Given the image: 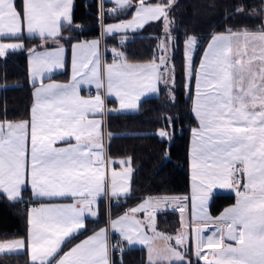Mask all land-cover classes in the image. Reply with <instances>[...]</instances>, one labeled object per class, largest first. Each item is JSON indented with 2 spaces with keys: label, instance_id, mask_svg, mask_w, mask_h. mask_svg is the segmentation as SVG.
<instances>
[{
  "label": "snow or ice",
  "instance_id": "1",
  "mask_svg": "<svg viewBox=\"0 0 264 264\" xmlns=\"http://www.w3.org/2000/svg\"><path fill=\"white\" fill-rule=\"evenodd\" d=\"M116 4L127 9L132 7V0H116ZM174 4L175 0H170L150 6L141 0L133 21L109 26L106 31L118 32L133 23L143 27L145 20L167 19ZM72 5L73 0H20L19 4L17 0H0V38L19 39L26 29L29 35L44 41L41 47L50 40L58 43L61 29L72 25ZM245 7L236 8L234 14H242ZM250 15L253 19L264 15V0ZM171 24L169 20L165 27ZM185 44L186 49L195 46V37H188ZM22 47L21 43H0V57ZM164 47L166 50L168 45ZM72 50L71 83L41 84L34 93L29 121H0V197L22 201L23 191L30 184L34 197H70L73 202L30 209L27 235L0 242V254L24 250L30 264H115L111 254L113 249L121 248L122 241L133 244L147 239L140 237L142 222L134 216L147 211L145 206L150 201L130 209L131 215L125 213L110 221L111 229L121 237L115 244L107 229L102 228L63 251L74 234L86 227V209L89 215H97L93 212L97 197L129 193L128 187L118 183L116 172L109 182L101 170L102 124L89 119V114L102 113L104 100L100 95L84 99L79 88L85 83L102 88L106 77L108 94L119 98L121 109H132L141 94L156 92L159 81L167 83L169 58L161 56L160 64L120 63L123 54L116 52L117 62L104 67L98 41L73 44ZM63 51L62 46L52 52L30 49L33 78L43 71L64 67ZM186 61L189 94L195 78L192 112L198 121L191 130L193 199L199 201V222L205 228L209 223L215 226L211 235L195 243L192 257L196 264L200 260L205 264H264V22L256 29L227 28L212 35L195 72L191 56L186 55ZM158 135L163 139L168 133L161 130ZM58 142L67 146L57 147ZM130 173L129 164L121 175ZM216 188L233 189L237 199L219 217L212 218L206 208ZM178 207L184 211L179 203ZM157 238L164 237L157 234ZM177 244H184L182 236ZM149 247L156 257L150 258L149 264H193L188 249L179 251L167 245L161 252ZM205 248L213 250V259H207L202 251Z\"/></svg>",
  "mask_w": 264,
  "mask_h": 264
},
{
  "label": "trees",
  "instance_id": "2",
  "mask_svg": "<svg viewBox=\"0 0 264 264\" xmlns=\"http://www.w3.org/2000/svg\"><path fill=\"white\" fill-rule=\"evenodd\" d=\"M132 7L117 11H105L104 19H117L131 14ZM170 2V0H150ZM245 7L236 15V8ZM261 0H175L169 11L172 34V65L174 82L169 87L162 86L157 94L144 97L139 107L133 111H109L106 127L109 131L108 152L112 156H129L132 164L131 188L128 196L117 200L105 199L98 202L99 213L86 219V227L66 244L81 237L94 227L107 222L108 216L124 212L138 202L145 193H185L190 188L188 144L191 127L196 124L191 107L192 92L185 84L184 42L188 35L200 40L199 48L192 59L194 67L202 45L216 31L227 28L256 29L263 22V15L251 18L254 7ZM72 20L79 27L62 28V39L69 45L73 40L97 36L100 33L99 0H73ZM64 24V23H62ZM162 33L161 21L144 25L125 42L126 56L133 60L151 58L157 35ZM26 45L38 42V36L23 34ZM26 48L9 50L0 57V119H20L28 117L32 101V84L27 73ZM55 77H65L66 71L56 72ZM192 88V86H191ZM108 101H113L109 98ZM171 120L172 123H167ZM164 129L168 136L160 138L158 131ZM29 189L23 191L28 195ZM233 201L231 194H214L210 210L217 213L227 203ZM160 229L176 231L180 224V212L175 208L159 207L155 213ZM27 225V210L22 201H8L0 197V239L24 235ZM116 234H112L113 244ZM64 245V247L66 246ZM192 257V256H191ZM196 264L195 257H192ZM115 264H148L144 246L121 244L113 249ZM0 264H30L28 254L21 250L16 253L0 254ZM199 264H205L200 260Z\"/></svg>",
  "mask_w": 264,
  "mask_h": 264
},
{
  "label": "crops",
  "instance_id": "3",
  "mask_svg": "<svg viewBox=\"0 0 264 264\" xmlns=\"http://www.w3.org/2000/svg\"><path fill=\"white\" fill-rule=\"evenodd\" d=\"M17 3L19 4L20 0H17ZM99 3H100V33L97 36L84 37V38L76 39V40H73L69 45H66V43L63 41L62 36H61L59 38L58 43L50 40V41H48L47 44L44 45V47H41V45L44 44V41H42L39 37H38L39 38L38 42L31 44V45H26L24 43L22 37H20L19 39H12L9 37L0 38V43H21L23 45L22 48H26V51H27V55H26V57H27V73H28V79H29L30 83L32 84V101L30 104V110H29L28 117L20 118V119H0V121H3V120H7L10 122L29 121L31 118V109L35 103L34 93L36 92V89L41 86V84H45V85L46 84H52V83L69 84L72 82V78H73V64H72L73 50H72V46H73V44L98 41L99 42L100 61L104 67L117 62L114 59L116 52H120L123 54L119 60L120 63L127 62L129 64H147V63H150L153 61H155V63H157V64L161 63L159 58L161 56L165 55L164 49H163V47H164L163 46V37L165 35L164 33L167 32L168 29H170V27H167V28L165 27L168 24V21L170 20L169 15H168L167 19H164L162 17L160 20H145L143 22V26H144L149 22L161 21L162 33L157 35L154 52H153L151 58L142 59V60H133V59L127 58L124 46L121 45L120 41H122V44H124V42H123L124 40H127L132 34H134L137 30L141 29L142 27H137L136 24L133 23L131 27H128V28L121 27V29L118 32H111L110 33L106 30L109 28V26H112L115 24L125 25V24H128L129 22L133 21V18L136 16V7L138 5H140L141 0L135 1L134 7H133L132 12L129 16L120 17L117 19H104V12L105 11H117V10L121 9L116 4V0H99ZM144 3L147 5H150V6H155L157 4L166 3V2L144 0ZM263 22H264V15H263ZM61 23H64V22L61 21ZM79 26H80V24L78 22H75L72 20L71 27L77 28ZM224 31L225 30L213 32L209 36V38L206 40V42L202 45L200 52H199V58L195 64V66L194 67L192 66L193 72H195V70L199 68L201 60L204 56L205 50L207 49V46L210 42L212 35L222 33ZM23 34H28L26 29L24 30ZM61 34H62V29H61ZM112 37H114L116 39V41L113 40ZM168 39H169L168 44H170V48L172 50V36H168ZM59 46H62L64 49V51H63L64 67L53 68L51 71H43L41 75L33 78L32 73H31V66H30L29 50L34 49L35 52H37V53H41V52H45V51L52 52V51H55L57 49V47H59ZM191 51L193 52V55H194V53L196 51V50H194V46L192 47ZM185 55H186V53H185ZM166 56L168 58L170 57L169 54H166ZM171 56H172V51H171ZM170 59L171 58L168 59V64H167V74H166L167 83H165L164 81H159L158 83H156V87H157L156 92H144L143 94H141L140 98L137 101H135L136 107L132 108V109H121L119 98L114 93L111 95L108 94L106 77L103 80V87L99 88V89L97 88L96 83H85V84L80 85L79 94L82 98L91 99V98L95 97L96 95H100L101 98L104 100V110L102 113H99L95 116L89 114V119H97L102 124V132H103L102 144H103V153H104V163L101 165V170H102V172L106 173L109 182H111L112 173L116 172L118 174L117 175L118 183H123L126 187L129 188V193L127 195L121 194L117 197H112L111 194L109 193L108 196L102 195L100 197H97L96 198L97 202L93 204V212L97 213V215L99 213L98 202L100 199H105L106 203L108 204L111 199L117 200L119 198L128 196L130 194V188H131L132 164H131V159L129 161L130 157L125 156V155H123V156H112L108 152L107 143H108L109 131L106 127L107 113L109 111H133V110H136L139 107L140 101L144 97L157 94L160 91L162 86H166V87L171 86L173 84V81H174V69H173V65H172ZM63 71H66L65 77H55L54 76V74L56 72H63ZM160 71L164 72L165 70L163 67H161ZM185 84H186V87L188 88V80H187V76H186V66H185ZM191 86H192V99H191V107H192L193 106V96L195 94V78H194V76H193L192 81H191ZM109 98H112L113 101H108ZM194 117H195V115H194ZM195 120H196V124H194L191 127L190 135H189V144H188L189 173H190V168H191V166H190L191 165L190 153H191V147H192L191 130L198 126V121H197L196 117H195ZM161 130H164V129H160L158 131V133ZM72 143H75V141L73 140ZM56 146L57 147H65L67 145L58 142ZM29 148H30V144H29ZM122 161H124V163H122ZM129 164L131 166V173L129 175H126V176L121 175L122 173H124L125 168L129 167ZM27 187L29 189L28 195L24 196V194H23L24 206L27 210V218H28V211L32 208H39L42 205H47L50 203L51 204H70L73 202L70 197L52 198V199L34 197L32 195V192H31V185L29 184V185H27ZM214 194H231V195H233V201L230 203H227L221 209H219V211L217 213L213 214L212 211L210 210V202H211L212 196ZM212 196L209 198L208 205L206 208L208 215L211 216L212 218L219 217L224 212V208L227 207L229 204L234 205L236 202V199H237L235 191L233 189H227V188L213 189ZM193 197H194V191H193V186H192L191 181H190V188H189L188 192L173 194V197H172L173 200H182L183 201V202L177 201L175 205L169 206L171 208L177 209L180 212L181 226H179L176 231L170 232V231L160 229L156 224V220L154 218L155 215L149 214V213L147 214L146 211L141 210L135 214L134 219L142 222L141 232L139 235L141 238L146 237L147 239H145V241L143 243L139 242V240H137V242H135L133 244H128L127 241H122V243H125L128 245L144 246L145 252H146V262L148 264H149L150 258L153 259L151 257L150 251L148 250V249H150L149 245H150V242L152 241V239H154L156 242L160 241L161 243L165 244L166 246L171 245V246L177 248V250H179V251H183L184 249H188L189 250L188 255L191 257L192 252L195 250V243L198 242V240L201 237L206 238L209 235H211L213 231H215V226H213L211 223H209L206 228L204 227L203 232H196V229L201 228L200 226L202 224L199 222L201 210H199V209L195 210V208L199 207V202H198V200L194 201ZM145 200H147V198L144 196L138 202H136L134 205H131L130 207H128L122 214L128 213L129 215H131L130 209L134 208L135 205H137V204H138V206H136V207L137 208L140 207ZM178 203L180 206L183 207V209H184L183 212L180 211V207H178ZM26 204H30V206L27 207ZM145 207L147 208L148 205ZM97 215H89L87 212V209H86L85 219H87L88 217L94 218ZM118 215H121V213ZM118 215L112 216V217L108 216L106 223L94 227L93 229H91L90 231H88L87 233L82 235L81 237L77 238L76 240L72 241L71 243H69L65 247L63 246V251H68L71 247L75 246V244L80 243L81 241L87 239L88 236L93 235L94 232L99 231L102 228L107 229V231L109 233V239L112 243V241H113L112 240V234H116L117 236L120 237L119 233L115 232L110 227V221L114 220V218L117 217ZM149 216H151V219H149ZM185 229H187V230H185ZM27 232H28V224L26 225V232L24 235H16V236H12V237L1 238L0 242L20 239L22 237H25L27 235ZM157 234H160L164 238H157ZM181 236L184 238V244L178 245L177 241L181 238ZM120 239H121V237H120ZM202 251H203V253L206 254L208 260L213 259V250L212 249L205 248ZM28 258L30 260L29 254H28ZM111 259H112V254H111ZM165 264H167V261ZM173 264H175V262H173ZM185 264H187V261H185Z\"/></svg>",
  "mask_w": 264,
  "mask_h": 264
},
{
  "label": "rangeland",
  "instance_id": "4",
  "mask_svg": "<svg viewBox=\"0 0 264 264\" xmlns=\"http://www.w3.org/2000/svg\"><path fill=\"white\" fill-rule=\"evenodd\" d=\"M166 33H167V35H166ZM165 35H164V37H163V46H165V45H168V47H167V49L165 50V47H163V49H164V54L166 55V54H169L170 55V57L169 58H171V48H170V44H168V42H169V39H168V36H172L171 35V29H168V31L167 32H165L164 33ZM188 37H195V39L197 40V38H196V36H194V35H188L186 38H185V41L187 40V38ZM113 38V40H115L116 41V39L114 38V37H112ZM119 38V37H118ZM118 40V39H117ZM121 42V45H125V42H126V40H124L123 42H124V44H122V41H120ZM192 47L193 46H188L187 47V49H186V44H185V42H184V55H185V53H186V55H188V56H191V63H192V58H193V52L191 51V49H192ZM186 55H185V66L187 67V61H186ZM171 60V63H172V58L170 59ZM169 87V89H170V86H168ZM191 166V165H190ZM190 181H191V183H192V186L194 185V182H193V179H192V169L190 168ZM150 194H155L157 197H159V198H162V199H172V197H173V194H175V193H145L144 195H143V197L145 196L146 198H147V200L149 201L150 200ZM199 202V201H198ZM140 204V203H139ZM134 205V204H133ZM136 206H138V204L137 205H135V207ZM150 206V204L148 205V207ZM232 205H228L227 207H225L224 208V210L226 209V208H229V207H231ZM197 209H199V210H201L200 209V207H197V208H195V210H197ZM123 213V212H122ZM121 213V215H118L117 217H115L114 219H118L120 216H122V215H124V214H122ZM116 216V215H115ZM155 218V217H154ZM155 220H156V218H155ZM179 226H181V219H180V224H179ZM177 230V229H176ZM185 230H187V229H185ZM143 234V233H142ZM141 234V235H142ZM156 243V244H155ZM149 246H151V248H153V249H156V250H158V251H163L165 248H166V245L165 244H163V243H161L160 241H158V242H156L154 239H152V241L150 242V245ZM149 251H150V249H148ZM151 257L153 258V259H156V257L154 256V255H152L151 254ZM165 263H166V261H165Z\"/></svg>",
  "mask_w": 264,
  "mask_h": 264
},
{
  "label": "built area",
  "instance_id": "5",
  "mask_svg": "<svg viewBox=\"0 0 264 264\" xmlns=\"http://www.w3.org/2000/svg\"><path fill=\"white\" fill-rule=\"evenodd\" d=\"M199 43H200V40L197 39L196 44L194 46V50H197L199 48ZM149 201H150V206L147 207L146 212H147V214L149 213V214H153V215H155L156 210L159 207L171 208L169 206L175 205L177 201L183 202L182 200L162 199V198L157 197L155 194H150V200ZM151 201H158V203L152 204ZM26 206L28 207V206H30V204H26ZM116 239L118 240V239H120V237L117 236ZM112 243H113V241H112Z\"/></svg>",
  "mask_w": 264,
  "mask_h": 264
},
{
  "label": "water",
  "instance_id": "6",
  "mask_svg": "<svg viewBox=\"0 0 264 264\" xmlns=\"http://www.w3.org/2000/svg\"><path fill=\"white\" fill-rule=\"evenodd\" d=\"M201 228H204L205 226L203 225V224H201V226H200Z\"/></svg>",
  "mask_w": 264,
  "mask_h": 264
}]
</instances>
